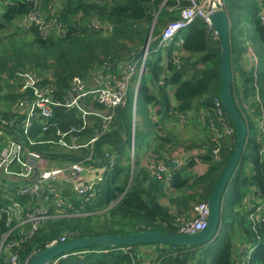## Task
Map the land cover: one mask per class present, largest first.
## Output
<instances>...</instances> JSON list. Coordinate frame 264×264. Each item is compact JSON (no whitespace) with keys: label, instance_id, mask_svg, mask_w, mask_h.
I'll return each mask as SVG.
<instances>
[{"label":"trees","instance_id":"trees-1","mask_svg":"<svg viewBox=\"0 0 264 264\" xmlns=\"http://www.w3.org/2000/svg\"><path fill=\"white\" fill-rule=\"evenodd\" d=\"M12 1L2 8L0 30L14 27L16 19L33 4L26 0ZM44 1H56L60 5L61 18L67 28L64 35L43 38L39 29L32 26L31 29L13 28L14 34L21 33L19 37L15 35L2 42L0 36V116L15 122L24 117L13 109L14 102L21 96L16 91L18 83L13 80L16 70L31 69L45 82L56 84L57 95L62 97L72 76L88 79L104 61L115 66L121 60L140 57L152 24L151 42L156 43L160 25L178 18L180 8L188 4L186 0ZM224 3L227 11L231 8L228 15L236 25L237 9L241 6L246 10L249 2L224 0ZM263 8L264 0H261L252 21L264 41ZM91 16L108 21L111 28L106 32L92 28L87 22ZM242 17L243 20L247 18L245 11ZM231 25L230 22L232 91L248 131L242 155L227 184L219 217L222 225L217 237L210 243L188 246L137 244L132 245L128 252L118 249L122 245L110 248L93 245L75 249L66 256H56V264H133L139 254H144L151 264H264V62L258 65L257 61L256 66H236L240 51L234 55ZM241 47L246 48L245 45ZM159 48L157 45L150 48L149 44L135 111L133 98H127L119 106L109 129L93 145L95 157L100 158L101 164L109 163V160L104 161L103 152L112 154L114 163L95 183L89 199L62 185L60 194L64 203L61 207L64 210L53 204L54 194L45 202L38 201L48 206L47 217L32 235L27 236L29 223H21V218L15 217L8 221L4 208L13 201L23 206L29 202L33 205L36 199L9 187L17 185L18 181L9 177L0 180V264H10L6 244L14 239L19 240V245L14 248L23 261L61 236L68 239L147 229L178 232L175 215L186 214L193 203L206 201L215 178L234 148L236 136L223 107L234 131L230 139L220 142L221 159L215 160L212 149L216 144L210 138L208 118L214 116L213 99L219 98V41L208 22L197 17L163 47L162 52ZM13 82L15 86L11 84ZM203 111L207 112L206 117ZM181 115L185 122L187 118L186 123L200 125L204 130L205 138L200 139L199 144L191 140L194 146L204 149L199 148L196 154H191L181 167H169L172 179L165 183L150 174L147 166L139 162L137 153L146 146L150 155L166 162L172 159L173 150L179 146H184L185 153L190 152L193 145L176 136L167 124L177 122ZM203 115L205 123H202ZM79 116L77 108H56L52 119L56 126L43 131V120L35 121L29 136L37 140H55L56 127L64 129L71 123H78ZM133 121L134 151L131 156ZM98 124L95 120L83 136L89 138L93 135L99 128ZM9 128H14L15 136L29 145L20 126L11 125ZM30 147L45 157L55 159L75 160L89 152V148L62 151L48 142ZM196 159L207 164L202 174H190L188 171ZM167 186L177 190L193 187L192 190H184L181 197L172 199L177 203L173 211L169 205L160 202ZM68 204L71 207H67ZM147 245L152 246L153 257L148 256L147 251H141L140 247ZM103 249L107 251L103 252Z\"/></svg>","mask_w":264,"mask_h":264},{"label":"built area","instance_id":"built-area-1","mask_svg":"<svg viewBox=\"0 0 264 264\" xmlns=\"http://www.w3.org/2000/svg\"><path fill=\"white\" fill-rule=\"evenodd\" d=\"M32 2V7L22 16L16 19L17 26L22 29H31L32 26L39 29L43 38L51 36H62L67 28L66 23L61 18V9L58 2L44 0H26ZM179 1V0H178ZM188 4L180 8L178 18L165 24L159 35L157 47H165L171 43L175 36L186 28L195 18L201 17L208 22V9L205 4L197 0H186ZM0 2L13 3L12 0H0ZM261 20L264 22V13L261 12ZM81 16V15H80ZM88 25L94 29L108 31L111 23L102 21L97 17H89ZM209 24V23H208ZM182 40H180V43ZM150 44V43H149ZM149 44L144 46L140 57H130L119 61L115 66L104 61L102 66L92 71L88 79L80 75H74L69 81L68 88L62 97H59L56 84L45 82L43 77L27 69H19L14 72L13 80L18 83L20 98L15 102L13 109L19 114H24L20 122L0 119V180L3 177H29L33 174L34 167H37V175L30 181H18L13 187L19 194L28 195L30 199H36L32 205L30 202L23 206L18 201H13L4 209L8 216V221L15 217L21 218L22 222L29 223L27 236H30L37 229L44 218L47 217L48 206L43 202L50 199L53 204L64 210L61 204L64 203L60 194L61 186L66 185L76 195L89 199L93 195L95 183L103 178L104 172L110 170L114 163V156L103 152L105 160L109 163L97 164L93 156V145L109 129L119 106L126 100V92L129 84L133 83V111L136 109L137 96L141 84V75L145 69V62L149 53ZM250 49V47H248ZM118 68V72L117 69ZM90 80L93 83H90ZM92 104L103 105L109 108V111L99 112L92 108ZM56 108H77L80 113V121L71 123L65 129L56 127V139L37 140L29 136V130L35 121L43 120L42 130L48 131L56 126L52 119ZM214 116L208 118V127L211 132V140L215 142L212 149L213 158L220 160V142L233 136V127L228 123L223 105L220 98L213 99ZM207 115V112L203 111ZM202 123H205V118ZM99 119V128L87 140L83 139V133L90 125L92 119ZM184 123V116H179ZM12 121V122H10ZM11 125L20 126L21 133L26 137L24 141L18 139L12 130ZM48 142L58 146V149L76 150L89 148V152L75 160L56 159L60 165L48 168L45 165V159L41 153L31 149L30 146ZM131 156L134 151V133L130 136ZM55 159V158H54ZM171 160V159H169ZM173 162V160H172ZM179 164V161H176ZM147 169L153 177H156L165 183L172 179V172L168 164L156 156H151L147 162ZM5 185H7L5 183ZM8 186V185H7ZM41 196V197H40ZM32 205V206H31ZM67 207H71L70 204ZM25 210L23 211V209ZM208 207L206 201L195 204L190 212L175 215V223L180 233H194L203 229L207 224ZM65 240L60 237L59 240ZM19 240L14 239L6 244L8 251V260L10 264H27L29 258L23 261L19 259L17 247ZM132 245H122L118 247L125 252L130 251ZM141 251H143L142 247ZM117 249V248H116ZM106 252L107 249H103ZM63 254L62 256H66ZM57 259H53L49 264H56ZM133 264H151L144 254H139L134 259Z\"/></svg>","mask_w":264,"mask_h":264},{"label":"water","instance_id":"water-1","mask_svg":"<svg viewBox=\"0 0 264 264\" xmlns=\"http://www.w3.org/2000/svg\"><path fill=\"white\" fill-rule=\"evenodd\" d=\"M208 9V23L218 38L220 46L219 66L220 87L219 98L235 128L234 148L228 156L222 170L219 172L206 199L208 217L206 226L194 233L166 232L160 230H137L124 234L105 233L96 236H83L68 238L48 244L44 249L34 253L27 264H49L56 256L67 254L78 248L99 246L103 248L116 247L119 245H137L157 243L159 246L178 245L188 246L195 243L212 242L221 228L220 212L227 184L235 171L242 155L248 127L241 112L237 108V102L232 91V68L230 61V17L225 7L224 0H206L204 3ZM264 13V8L262 11ZM152 27L150 28L144 46L151 42ZM92 84L93 81L90 80ZM166 163L173 168L174 162L167 160ZM0 170V174H1ZM37 175V167L29 177L9 176L13 181H30Z\"/></svg>","mask_w":264,"mask_h":264},{"label":"rangeland","instance_id":"rangeland-1","mask_svg":"<svg viewBox=\"0 0 264 264\" xmlns=\"http://www.w3.org/2000/svg\"><path fill=\"white\" fill-rule=\"evenodd\" d=\"M245 1L249 2L248 5H247L246 10L244 8H242L241 6L237 9V12H236L237 17H235V20H236V23L237 24L235 25L234 21L233 20H230V22L232 23L231 26L233 27V40H232V44L233 45L235 44V51H236V52H234V55L237 54V51H240L239 57H238V59L236 61V66L237 67H238V65H242V66L244 65L245 67L248 66V65H250V66H253V65L256 66L257 65V61H258V65H260V64H262L264 62V41L261 38V36L259 35V32H258V30L256 28L255 23L252 21V17L256 14V12L258 11V7H260V5H261V0H245ZM2 8H4V3L3 2H0V17H1ZM229 11H232L230 7H229V10L227 12H229ZM244 11H245L246 17H247L245 20H243V17H242ZM15 24H16V21H15ZM163 26L164 25H160V30L162 29ZM151 27L154 28V24H152ZM13 28H15V29H17V28L18 29H22L21 27L17 26V24L14 25V27H11L9 29L8 28L1 29L0 30V36L2 38V40H1L2 42L5 41V40H7V39H9V38H11V37H13V36H15V35L17 37H19V35L21 33L14 34ZM156 45H157V42L156 43L154 41L150 42V48H156ZM241 45H245L246 46L245 50H244V48L241 49L242 48ZM248 47H250V49H248ZM162 49H163V47L159 48V50L161 52H162ZM27 70H31V69H27ZM116 70L118 72V68ZM11 84H14V86L16 85L15 82H13ZM16 91H18V86L16 88ZM3 93H4V91H3ZM133 95H134L133 83H131V84H129V86L127 88L126 99L127 98H130V97L133 98ZM15 102H14V104H15ZM14 104H13V106H14ZM92 108L98 110L99 112L109 111V108H107V107H105L103 105H98V104H92ZM0 118H3L5 120H9L8 118L6 119L3 116H0ZM92 120H94V121L96 120L99 123V119L96 118V117H94ZM184 120H185V118H184ZM186 122H187V118H186ZM186 122L183 124L181 122V120L178 119L177 122L170 121L167 124H168L170 130L176 136L180 137L181 140H184L186 144L193 145V147H191V149L189 150L190 152H188V154H189V153L193 152L192 150H195V149H199L200 148V146L199 147L198 146H194L195 144H193L191 142V140H194L197 144H199L200 141L202 140V138H205V132H204V130H202L200 128V125H190V124H188ZM133 133H134V121L132 123V129H131V132H130V136L133 135ZM83 139L84 140H87L88 138H85V136H83ZM196 139H198V140H196ZM51 144H53V143H51ZM53 145L58 146L56 144H53ZM180 147H182V148H180ZM178 148L182 152L185 151V149H183L184 148L183 145L182 146H179ZM200 149H204V148L202 147ZM137 155H139V162H140L141 158L146 155V152L143 149L142 151L138 152ZM189 155H191V154H189ZM151 156H153V155H149L148 160L151 158ZM48 159H50V158H48ZM215 160H217V159H215ZM51 163H53L55 166L60 165V162L58 160H52ZM194 165H195L194 166L195 168H193V166H192L191 168L188 169V171H189L190 174H199L200 172H202L201 171V168H200L201 167L200 164H194ZM146 166H147V163H146ZM192 168H193V170H192ZM103 172L105 173L107 171H105V169H104L102 171V173ZM190 184L191 183H189L188 186ZM191 188L187 187V188L182 189V190H177V189H174V188H171V187L167 186L164 195L160 198V202L162 204L169 205L172 208V210L174 211V207H175V205L177 203H174L172 201V199L173 198H176L177 196H180L181 197V195L183 194V192H185L187 189L192 190ZM7 205H9V204H7ZM194 205H195V203L192 204V208H193ZM192 208L190 210H192ZM4 239H5V237H3L2 240L4 241ZM151 247H152L151 245H147V246L142 247V249H144L143 251H146L148 248L151 249Z\"/></svg>","mask_w":264,"mask_h":264},{"label":"crops","instance_id":"crops-1","mask_svg":"<svg viewBox=\"0 0 264 264\" xmlns=\"http://www.w3.org/2000/svg\"><path fill=\"white\" fill-rule=\"evenodd\" d=\"M199 3H201V4H204V3H206V0H197ZM161 31V30H160ZM134 120H135V115H134ZM93 122H94V120H92V122L90 123V125L89 126H91L92 124H93ZM88 126V127H89ZM230 139V138H229ZM58 148V147H57ZM144 150H145V152H146V155L144 156V157H142L141 158V160H140V162L142 163V164H144V165H146V163H147V161H148V157H149V155H150V151L147 149V147L145 146V148H144ZM197 150L198 149H195V150H192L193 152H191V153H189V154H196V152H197ZM188 153H185L184 151L182 152V151H180L179 150V148L178 149H176L175 151L173 150V152H172V159L171 160H173V162H174V164H173V168L174 167H177V168H179V167H181L183 164H185L186 163V161H187V158L190 156ZM93 156L95 157V153H94V150H93ZM49 157H44V159H45V165H47V166H49L48 168H51V167H54L55 165L53 164V163H51L52 162V160H56V159H54V158H50V159H48ZM98 160V158L97 157H95V161L97 162V164L99 165V164H101L100 163V158H99V160ZM176 161H179V164L177 165L176 164ZM194 164H200V168H201V171L202 172H200L199 174H202L204 171H205V169H206V167H207V164L205 163V162H203V161H201V160H199V159H196V161H195V163ZM195 165H193V168H195L194 167ZM193 168H192V170H193ZM152 247H151V249L150 248H148L146 251H147V255L148 256H150V257H153L154 255H153V253H152Z\"/></svg>","mask_w":264,"mask_h":264}]
</instances>
